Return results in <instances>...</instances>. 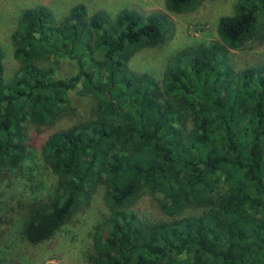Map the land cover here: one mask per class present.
<instances>
[{
  "label": "trees",
  "instance_id": "trees-1",
  "mask_svg": "<svg viewBox=\"0 0 264 264\" xmlns=\"http://www.w3.org/2000/svg\"><path fill=\"white\" fill-rule=\"evenodd\" d=\"M205 1L164 0L148 14L80 4L61 18L39 4L20 12L11 77L0 45V241L6 224L30 245L47 241L101 195L87 264H264V62L238 68L233 55L264 44V0H236L216 39L174 51L160 76L132 64L163 46L171 16ZM72 92L90 109L42 143L50 189H31L8 212L2 184L27 180L35 157L28 129L55 127ZM146 197L157 218L135 211ZM0 264L15 263L0 255Z\"/></svg>",
  "mask_w": 264,
  "mask_h": 264
},
{
  "label": "rangeland",
  "instance_id": "rangeland-1",
  "mask_svg": "<svg viewBox=\"0 0 264 264\" xmlns=\"http://www.w3.org/2000/svg\"><path fill=\"white\" fill-rule=\"evenodd\" d=\"M236 0H206L196 11L183 15L171 16L173 32L163 46L154 50L139 53L133 67L138 71L150 72L160 76L166 58L174 51L197 42L216 39L215 23L221 16L231 13ZM164 0H0V45L5 51L6 76L11 77L16 66L12 58V50L9 44V34L14 29L20 12L35 5L48 7L57 18L63 17L71 7L84 5L88 13L105 11L114 16L123 8L135 9L144 14L155 11H163ZM234 61L238 68L247 65H255L264 62V44L246 51L235 52ZM62 73H67L66 63L62 65ZM70 106L65 115L55 127L35 130L29 128L27 139L35 151L33 160L25 162L29 173L28 179H12L2 184V204L8 212H19V206L29 201L32 196L31 189L49 190L50 177L43 168L39 159V150L47 136L57 128L67 125L75 119L84 118L90 109V100L72 92L69 95ZM37 168L39 171H35ZM26 172V173H27ZM33 175H35L33 177ZM32 178V179H31ZM31 179V180H30ZM47 190V191H48ZM46 191V192H47ZM45 191L42 194L46 193ZM135 211L141 218L154 219L158 212L154 202L146 197L135 207ZM193 213V211H189ZM11 215V214H8ZM106 215L101 195H98L92 203L79 211L68 225L61 228L51 239L38 245H30L21 237L15 238L14 225L6 224L3 227L1 240L10 243L9 249H1L3 259L15 264H87L85 253L89 243L92 227L100 222ZM11 223L12 217L6 218ZM8 238V240H6ZM0 241V245L2 242ZM8 245V244H7Z\"/></svg>",
  "mask_w": 264,
  "mask_h": 264
}]
</instances>
